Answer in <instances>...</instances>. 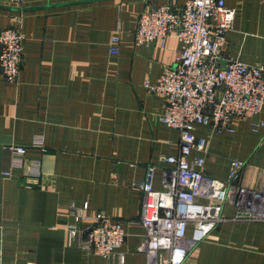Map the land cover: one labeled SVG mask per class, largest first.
<instances>
[{"label":"crops","instance_id":"1","mask_svg":"<svg viewBox=\"0 0 264 264\" xmlns=\"http://www.w3.org/2000/svg\"><path fill=\"white\" fill-rule=\"evenodd\" d=\"M167 1L186 0H27L22 7L0 0V29L16 27L25 37L16 81L0 74V264H108L68 239L72 201L88 202L87 216L103 212L123 222V264H146L138 250L145 233L139 184L153 164V186L162 187L165 157L177 152L179 132L159 121L165 99L143 82L173 64L180 44L170 34L134 46L133 33L141 11ZM224 1L236 9L224 58L263 62L264 0ZM116 28L118 51L111 53ZM251 120L264 121V106ZM196 132L208 138L205 151L191 153L204 155L205 174L225 179L229 161L240 158L237 183L262 186L264 128L252 132L245 120L234 121L231 133L201 125ZM11 144L26 147L21 166L12 164ZM31 159L39 161L37 177L28 174ZM235 214L226 204V218L184 264H264V220Z\"/></svg>","mask_w":264,"mask_h":264},{"label":"built area","instance_id":"2","mask_svg":"<svg viewBox=\"0 0 264 264\" xmlns=\"http://www.w3.org/2000/svg\"><path fill=\"white\" fill-rule=\"evenodd\" d=\"M27 0H4L22 7ZM236 9L224 0H186L181 6L172 2L140 12L134 33V46H149L174 34L179 49L174 62L164 66L154 82L143 87L165 99L159 121L179 132L177 152L165 157L169 166L162 168V187L153 186L155 165L148 164L142 190L140 222L144 238L138 250L146 264H184L191 249L223 221V208H236L234 219L264 220V181L260 187L237 183L245 160L232 158L225 179L205 174V158L192 151L206 150L208 138L196 132L207 126L222 135L234 131V121H249L252 132L264 128L263 120H251L264 106V61L247 64L224 58L228 32L233 30ZM118 29L110 37L111 53H117ZM25 37L19 28L0 29V74L6 82H15L24 61ZM223 62V63H222ZM35 144H41L37 138ZM12 164L21 166L25 146L11 144ZM37 159L28 162V174L40 175ZM4 171L3 174H8ZM88 202H70L72 221L67 234L77 240L85 253L104 258L108 264L117 257L125 241L123 222L103 212L87 216ZM28 264H35L29 262Z\"/></svg>","mask_w":264,"mask_h":264},{"label":"water","instance_id":"3","mask_svg":"<svg viewBox=\"0 0 264 264\" xmlns=\"http://www.w3.org/2000/svg\"><path fill=\"white\" fill-rule=\"evenodd\" d=\"M92 1H100V0H81V2H92Z\"/></svg>","mask_w":264,"mask_h":264}]
</instances>
